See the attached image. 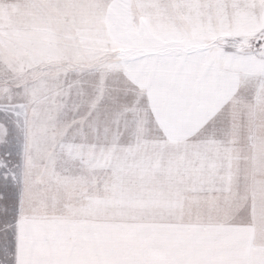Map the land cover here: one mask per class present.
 <instances>
[{
	"label": "snow or ice",
	"instance_id": "snow-or-ice-1",
	"mask_svg": "<svg viewBox=\"0 0 264 264\" xmlns=\"http://www.w3.org/2000/svg\"><path fill=\"white\" fill-rule=\"evenodd\" d=\"M0 264H264V0H0Z\"/></svg>",
	"mask_w": 264,
	"mask_h": 264
}]
</instances>
